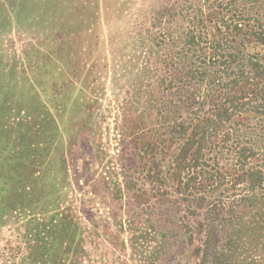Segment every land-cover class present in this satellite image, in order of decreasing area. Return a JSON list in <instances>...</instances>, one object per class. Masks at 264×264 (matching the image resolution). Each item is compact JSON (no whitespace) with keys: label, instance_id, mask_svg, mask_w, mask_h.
<instances>
[{"label":"rangeland","instance_id":"1","mask_svg":"<svg viewBox=\"0 0 264 264\" xmlns=\"http://www.w3.org/2000/svg\"><path fill=\"white\" fill-rule=\"evenodd\" d=\"M204 2L0 0V264L264 262L261 220L199 230L141 164L128 177L150 76Z\"/></svg>","mask_w":264,"mask_h":264},{"label":"trees","instance_id":"2","mask_svg":"<svg viewBox=\"0 0 264 264\" xmlns=\"http://www.w3.org/2000/svg\"><path fill=\"white\" fill-rule=\"evenodd\" d=\"M187 15L173 28L166 71L150 76L145 127L128 142L131 167L141 164L138 177L156 188L145 190L149 199L172 189L199 230L227 229L237 216L248 230L247 216L264 222V0H205Z\"/></svg>","mask_w":264,"mask_h":264}]
</instances>
